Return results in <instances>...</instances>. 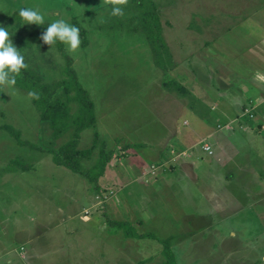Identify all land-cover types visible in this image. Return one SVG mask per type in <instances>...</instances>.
Returning <instances> with one entry per match:
<instances>
[{
  "label": "rangeland",
  "instance_id": "rangeland-1",
  "mask_svg": "<svg viewBox=\"0 0 264 264\" xmlns=\"http://www.w3.org/2000/svg\"><path fill=\"white\" fill-rule=\"evenodd\" d=\"M135 6L158 10L170 58L163 53V65L155 61L142 26L134 28ZM251 19L264 20V0H0V26L22 24L4 34L0 29V257L25 245L32 251L28 256L43 253L33 264H54L57 242H66L75 245L70 251L77 264H164L158 237L169 239L178 264H194L197 254L202 258L196 264H262L257 258L264 251L262 228L231 212L223 224L196 233L200 241L182 243L185 225L195 220L191 226L197 227L209 219L187 217L196 203L182 189L187 184L181 176L184 158L202 143L197 129L217 91L229 85L235 90L250 66L258 65L256 56L244 51L257 35ZM39 24L45 32L27 35ZM50 27L61 34L63 53ZM79 27L86 30V46ZM249 48L263 53L264 38ZM69 59L94 115L79 132L78 148L93 149L81 157L82 168L97 158L100 142L111 152L97 189L46 152L66 142L74 127L56 134L31 94L18 85L20 79L35 88L54 83L57 89L48 100L64 101L58 81L67 77ZM68 105L70 114L76 112L77 102ZM195 148L186 159L197 163L196 176L208 178V169L215 168L224 178L220 164L225 160ZM246 154L244 147L239 160ZM158 180L169 184L157 186ZM206 183L189 179L187 188L194 196L211 193ZM117 221L127 222L130 233L111 223ZM230 226L242 230L232 237ZM26 229L31 242H26ZM42 231L39 239L33 237ZM144 233L155 237L137 236Z\"/></svg>",
  "mask_w": 264,
  "mask_h": 264
},
{
  "label": "crops",
  "instance_id": "crops-1",
  "mask_svg": "<svg viewBox=\"0 0 264 264\" xmlns=\"http://www.w3.org/2000/svg\"><path fill=\"white\" fill-rule=\"evenodd\" d=\"M259 8L263 9V7ZM249 22H254L256 28L251 26L252 32L255 34L257 33V35H255L256 40L252 38L254 41L252 42L251 40L250 44L252 43L253 45L255 42H262L264 38V20L262 19L261 23H259L251 19ZM250 44H246V50L244 51L245 53H252L249 54L251 56L248 57L255 58L256 56L255 63L258 65L254 67L250 66V70L247 71V75L243 77L244 81L240 82L238 80V84L235 87L236 91L233 90L234 87H232V85L223 87L221 90L217 91V96L214 97L213 100V108H210L209 114L205 116V118L202 120L203 123L200 124V127L197 129L202 135V143L198 144L199 148H201L203 152L213 155L215 158H217V160L219 157L225 160L223 163L221 160H219L222 163L220 166L224 169L225 177L222 178L220 171L215 168L208 169V178H201L203 177L202 174L200 177L196 176L193 169L197 168V163H194L193 161H190L186 158L192 157L191 152L194 150L193 147L198 149L197 143H195V146L189 148L191 151L190 155L184 158V164L186 167L182 172V178L185 176L187 184L189 179L200 180V182L203 181L204 183L207 182L208 185L210 184L211 186V193L198 191L199 196H194L188 190L187 184L184 185L180 182L182 185H184L182 189L187 198L196 203L194 210L188 211V219L191 217L194 218L193 216L195 214L198 216V218L201 215H208L209 217L208 220L204 221L205 225L200 224L197 227L191 226L195 220L185 225L184 234H186V236L183 235L182 243L185 241V239L189 240V238L190 240L194 239L195 241H200L201 236H197L196 233L205 234L209 230H212V228L223 224L225 222V218L231 213L239 215L244 219L249 218L253 224L259 228H262V231L264 232V227L262 226L264 223V159L260 161H254L249 159L247 156V154L254 153L257 155V157H264V52L260 55H257L256 51H253V48H249L252 46ZM204 145H209L210 150L206 151L203 148ZM176 147L178 146L176 145ZM244 147L247 149L246 159L241 161L239 160L237 154L243 152ZM189 149L187 150L189 151ZM258 162L262 163L259 164ZM226 166H228V168H226ZM254 166H256L257 169ZM261 168L262 172L260 175L259 170H261ZM168 170H170L171 173L172 170H177V167L175 165L174 168L171 167ZM165 183L168 182H159L158 180L156 185H164ZM217 185L220 189L223 187V192L218 191ZM223 208H228V210L222 211ZM259 217L263 218L261 222H259ZM70 218H73V216H70ZM198 221L200 222V220ZM38 230L40 231L39 228ZM241 230V227H229V233L232 237L236 236V234ZM25 233H27L25 236L26 242H31L33 238L31 239L30 235H28L30 230L26 229ZM42 234H44V231L36 234L33 237L39 239L41 236H43ZM154 239L157 240L158 243L162 245V247L163 242L161 241L165 240L168 243L169 240L160 239L158 237H155ZM195 243L196 242L193 244ZM57 244V247L54 248V253L56 256H54V259H52L54 260V264H77L75 262L77 255L70 251L72 248H76L75 245H69L66 242H57ZM17 249L18 250H14V253L6 252L4 256L0 257V264H13L15 261L21 264H33L35 261L42 260L43 253L40 251L39 253H41V256L39 255L31 257L28 255L32 251H25V245H20V247ZM21 249L23 252L20 251ZM118 254L119 257H123L120 251ZM173 254L175 256L174 252ZM259 257L261 263L264 264V251L259 253L257 258ZM200 258L202 257L197 254L193 258L195 259L194 264H196ZM257 258L253 262H256ZM175 261L176 264L179 263L176 256ZM181 264L188 263H183L182 260Z\"/></svg>",
  "mask_w": 264,
  "mask_h": 264
},
{
  "label": "trees",
  "instance_id": "trees-1",
  "mask_svg": "<svg viewBox=\"0 0 264 264\" xmlns=\"http://www.w3.org/2000/svg\"><path fill=\"white\" fill-rule=\"evenodd\" d=\"M139 5V4H138ZM134 10L136 11L133 17L137 18V24L134 26V28L141 27L143 30H145V33L147 37L149 38V43L151 45V48L153 50L155 61L157 64L163 65V56L162 54L165 53V57L167 59L169 58V53L166 47V44L164 43L161 33H160V22H159V14L158 10L156 12H143L139 10L137 6H135ZM118 13V10L117 12ZM150 20L155 22V29H153V23L151 25ZM36 25L35 28H32L29 32L31 35L33 33L37 32H43L42 26ZM141 25V26H140ZM22 26L21 22L10 24L8 22L7 24L1 25L0 29H3L2 34L6 33L7 31H14L13 28H20ZM43 27H45L43 25ZM100 29H102V24L98 26ZM106 27V26H105ZM45 32V31H44ZM48 32L53 34L55 36V44L57 45V48L63 53V44L61 39H58L57 36H59V31L57 29H54L50 27L48 29ZM79 35L81 36V45L86 46L87 45V39H86V30L84 28L79 27L78 29ZM61 35V34H60ZM154 36V37H153ZM23 42V40H21ZM65 57H68L65 55ZM71 63L70 59L68 61V71H65L67 74L66 78H62L59 83H61V93L64 97V101H62L59 98H56L52 101H49L48 98L55 93L57 87H55V84H39L37 86L38 88H35L32 83L27 82L26 80L20 79L18 80V85L25 89L29 94L32 96L33 103L37 107V109L40 111V116L43 120L47 121L49 125L52 127L53 131L56 134H61L62 132H65L72 127H74V131H72L71 137L64 143H62L58 148H52L50 147L48 150H46L47 153L52 155V159L56 164L62 165L80 176H83L87 178L90 183L94 185L93 188L97 189V181L98 178L104 173V169L110 160L111 152L107 151L103 148V143L100 142L98 156L94 160V162L91 164V166L88 169H83L81 166V157L84 156L85 152L88 151L90 154L92 153L93 149H82L80 150L78 148V141H79V132L90 126L94 121V115L92 112V103L89 100L87 93L82 89L81 85L76 79L75 73L73 70H71L69 64ZM70 67V68H69ZM57 82V83H58ZM58 83V84H59ZM180 89H183V87H179ZM184 90V89H183ZM70 102H77L78 108L76 112L73 114H70L68 109ZM24 142H20V144H23ZM32 145V144H30ZM97 145V144H96ZM113 224H116L118 226L124 227L123 229L128 232V234L131 231V227H129V224L127 222L121 221V222H111ZM138 237H154L151 233H144V235L137 234ZM163 242V255L165 257L164 264H176L175 256L171 249L169 248L168 243L165 240H162Z\"/></svg>",
  "mask_w": 264,
  "mask_h": 264
},
{
  "label": "built area",
  "instance_id": "built-area-1",
  "mask_svg": "<svg viewBox=\"0 0 264 264\" xmlns=\"http://www.w3.org/2000/svg\"><path fill=\"white\" fill-rule=\"evenodd\" d=\"M203 148H204L206 151H209V150H210L209 145H204Z\"/></svg>",
  "mask_w": 264,
  "mask_h": 264
}]
</instances>
